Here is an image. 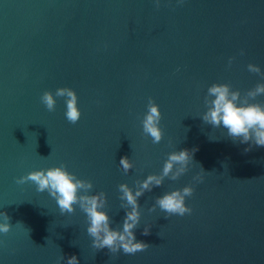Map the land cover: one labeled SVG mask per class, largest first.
Returning a JSON list of instances; mask_svg holds the SVG:
<instances>
[{"label": "water", "instance_id": "water-1", "mask_svg": "<svg viewBox=\"0 0 264 264\" xmlns=\"http://www.w3.org/2000/svg\"><path fill=\"white\" fill-rule=\"evenodd\" d=\"M249 63L264 74V0H0V212L11 224L0 233V264H57L61 255L59 264L72 255L79 264H264V147L245 152L251 142L200 118L212 83L241 95L264 83ZM58 87L76 92L74 125L64 98L53 112L41 103ZM149 97L161 112L159 144L142 133ZM182 149H195L188 171L138 198L134 235L150 246L131 255L93 249L78 206L61 215L46 191L15 183L63 163L92 182L89 194L105 193L103 210L120 229L118 185L134 189ZM121 157L133 163L127 174ZM187 185L191 214L148 211Z\"/></svg>", "mask_w": 264, "mask_h": 264}, {"label": "clouds", "instance_id": "clouds-1", "mask_svg": "<svg viewBox=\"0 0 264 264\" xmlns=\"http://www.w3.org/2000/svg\"><path fill=\"white\" fill-rule=\"evenodd\" d=\"M178 2L182 3L183 0H178ZM155 3L159 7V0H155ZM233 59V57L229 58V66ZM247 68L249 72L264 75L257 65L249 63ZM259 95H264V83L256 84L253 89L246 91L243 95L239 90H232L227 83H212L207 87L203 99L206 111L200 118L214 129H226L227 136L234 142L239 141L242 144L251 142L249 148L244 150L245 152L251 150L252 144L264 147V103L253 102ZM57 97L65 100L66 120L70 124H76L81 118L76 92L69 87H58L54 94L51 91H44L40 100L49 112H53ZM146 107L147 111L141 120L142 133L149 136L153 144H159L164 135L159 126L161 121L159 106L149 97ZM194 151L195 149L192 151L182 149L168 153L160 173L149 174L143 180L134 181V189L126 183L118 185L119 199L122 201L121 208L125 210L120 229L110 226L112 221L107 212L103 210L106 205L105 193L101 191L89 194L93 188L92 182L78 178L74 173L69 172L63 163L59 166L29 171L26 175L15 178V183L20 185L31 182L35 185L37 192L46 191L55 199L61 215L72 214L78 206L86 216V231L91 237L93 249L107 248L113 255L120 251L131 255L144 251L150 246L137 241L134 235V229L139 225L141 215L138 198L146 191H151L153 187H160L165 178L175 181L188 171V166L193 162L192 153ZM119 165L125 174L133 168V163L128 157H121ZM200 169L201 171L193 177L196 182H202L206 173L202 167ZM193 191V187L187 185L182 189L165 192L155 198L148 211L154 212L158 206L166 218L172 215L191 214L192 209L185 204V198L192 196ZM0 220H2L0 233L7 234L11 229L10 217L0 212ZM17 224L21 223L17 222ZM142 234H149L148 226L144 228ZM61 259H64L62 255L58 258L57 264ZM66 264H79V262L77 257L72 255L67 258Z\"/></svg>", "mask_w": 264, "mask_h": 264}]
</instances>
